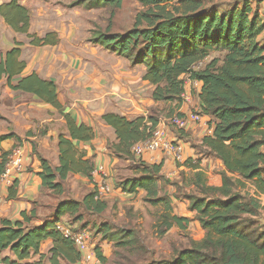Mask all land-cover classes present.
<instances>
[{"label": "trees", "instance_id": "1", "mask_svg": "<svg viewBox=\"0 0 264 264\" xmlns=\"http://www.w3.org/2000/svg\"><path fill=\"white\" fill-rule=\"evenodd\" d=\"M87 1V6L119 8L123 0ZM144 8L136 15L132 27L123 33L98 32L93 41L129 60L143 65V79L152 86L156 102L168 103L166 118L182 116L178 107L183 101L185 80L201 82L199 110L207 115L212 133L197 144L200 156L218 158L224 169L220 185L207 183L198 162H183L193 171H182L171 180L162 172V163H148L137 157L132 147L151 136L157 124L153 115L132 119L107 112L102 119L114 129L115 141L108 142L111 155L132 163V175L115 181V186L128 194L143 190L147 204L159 206L152 228L157 236L176 226L187 228L189 219L173 213L172 197L187 201L194 219L203 229L201 239L188 237L186 245L173 246L170 254H156L142 233L134 227L113 228L107 222L97 233L110 237L117 251L108 260L96 244L94 252L102 264H264V225L258 217L264 209V18L258 3L264 0H231L220 9L212 0H137ZM0 15L17 33H24L32 45H55L58 36L47 32L38 36L29 32V10L17 0L0 5ZM22 42L15 41L10 50L0 54V79L14 91H22L51 105L63 115L66 132L57 136L58 165L39 154L38 175L42 187L54 193L62 191V182L70 173L92 179L93 157L77 147L89 143L94 132L90 126L77 124L69 113L62 112L54 81L32 72L23 75L25 61L21 58ZM212 52L220 56L210 57ZM173 104V105H172ZM151 122V126L146 123ZM180 133V130H176ZM13 134L0 135L2 140ZM16 138H18L16 136ZM9 150L0 146V176L8 161ZM95 189H96V183ZM172 185L174 192L163 190ZM17 179L8 187L9 197L16 194ZM186 189L183 192L180 190ZM178 193L180 195H178ZM96 190L81 200H60L52 217L37 225L30 222L35 208L22 219H4L0 224V252L10 249L15 260L7 256L6 264H76L81 253L73 241L57 229L60 216H72L80 209L101 213L107 203L96 198ZM51 218V219H50ZM79 219V218H77ZM84 228V227H83ZM50 238L47 252L39 251L41 243ZM37 256V257H36ZM36 257L31 261L20 263ZM114 258V257H113Z\"/></svg>", "mask_w": 264, "mask_h": 264}, {"label": "crops", "instance_id": "2", "mask_svg": "<svg viewBox=\"0 0 264 264\" xmlns=\"http://www.w3.org/2000/svg\"><path fill=\"white\" fill-rule=\"evenodd\" d=\"M10 1L0 0V5ZM60 1L17 0L19 4L29 10V32L38 36H43L47 32H55L58 36L57 44H30L26 34L15 32L0 15V54L13 48L15 41L22 42L21 58L26 63L23 75L34 72L43 79L54 81L62 112L69 113L77 124L83 123L93 129L94 137L89 143L78 141L76 144L79 149L86 152V157H93L95 168L101 170L100 174L94 173L91 179L93 183H96L100 179L104 180L102 175L110 174L111 167L118 161V158L111 155L107 148L108 142L115 141L114 129L105 123L102 115L112 112L128 119L148 116L151 107L164 105V103L156 102L152 98V86L143 79L145 70L143 65H131L125 57L117 55L98 43L90 42L87 39L88 32L83 30V27H79L74 19L76 15L60 6ZM258 7L264 18V1L258 3ZM74 13L78 14L79 11L75 10ZM200 88L201 82L188 78L185 80L186 98L178 107L182 116L187 117L191 111L199 108L198 93ZM29 95L25 92L12 90L6 85L4 78L0 79V135L10 133L12 130L18 139L20 138V142L17 143L19 146H15L16 141L13 137L2 140L0 144L3 150L21 148L25 157L23 170L16 175L17 185L14 197H9V186L0 182V224L4 219L21 220V212L25 211L29 214L32 208H35L36 214L30 222L42 223L40 217L42 213L39 210L42 212V210L47 209V205L41 202L42 197L46 195L42 193L43 187L38 175L40 162L36 154L33 153V148L35 147L36 151L46 158L51 165L56 166L58 165L57 136L60 132H66L63 115L61 118H57L61 129V131H57V128L51 127V120L40 111L38 113L34 105H30L31 109L34 108L29 112L26 106L28 101H39L32 94ZM40 105L42 109L49 107L50 112L57 113L56 109L47 103ZM209 120L210 118L204 115L200 122L190 123L188 128L180 133L171 124H168L166 118H158L156 125L165 130L169 140H177L181 144L183 162L187 159L191 163L197 161L205 174L207 183L220 185V172L224 169L222 162L215 157L200 156L195 147L201 142L203 136L209 135ZM42 123H46V126L43 127ZM40 127L42 130H37ZM26 133L29 134L22 137ZM37 133H40L39 137L36 136ZM142 160L148 163H162L163 174L171 180L179 179L182 171L185 175L193 171L183 162H176L172 153L166 150L159 149L146 152L142 155ZM213 167L218 168H216L218 173L212 169ZM70 174L81 179L82 182L87 180L86 177L78 173ZM113 186L114 193L121 198V195L126 197L136 195L125 194L114 183ZM168 187L173 186L169 185ZM174 191L172 190V192ZM137 194L143 195L144 191L139 190ZM172 207L174 214L189 219L187 228L194 224L200 227L194 219V211L188 209L185 199L172 197ZM203 234L204 231L201 228V232L192 235L191 239L199 240ZM101 243H105V240L99 243L95 242L102 247ZM50 245L51 239L48 238L41 243L39 251L41 253L47 252ZM104 248L102 255L109 258L110 253L106 251L107 247ZM170 252L171 250L167 254ZM6 256L10 260L16 259L13 252L7 248L0 252V264H6L2 261L3 257ZM36 257L19 262H28ZM76 264L102 263L96 257L87 263L79 261Z\"/></svg>", "mask_w": 264, "mask_h": 264}, {"label": "rangeland", "instance_id": "3", "mask_svg": "<svg viewBox=\"0 0 264 264\" xmlns=\"http://www.w3.org/2000/svg\"><path fill=\"white\" fill-rule=\"evenodd\" d=\"M76 1L77 0H61L59 5L65 8L68 12L70 11L71 14L73 15L75 14L77 16V17L75 16L74 19L79 24V27H83V30H86L88 32L87 39L92 43H95L93 41V38L98 32L107 31L108 29V31L111 33H123L126 30L130 29L133 23L135 22V18L138 12L144 9L137 0H123L121 6L119 8H114V9L109 6L90 7L86 5L87 1L74 5ZM212 1L215 2L220 9H223L225 8L226 3L230 2L231 0H212ZM254 1L255 0H251L253 5H254ZM75 10H78L79 13L78 14L74 13ZM70 24L73 25V23ZM220 55L221 54L218 52H212L210 57L220 56ZM24 95L27 96L26 94ZM40 104H43V102L41 101L32 102L30 100V102L28 101L26 105L27 110L29 112L30 110H33L34 107L31 109L30 105H34L35 110L38 111V113L40 111V113L44 114V116H46L51 120L50 122L51 127H55L57 128V131H61L59 127V122L57 120V118L62 117L60 112L58 110H56L57 113L50 112L49 107H47V109H42ZM165 108H167L166 103H164V105L151 107L149 114L155 116V118H157L158 121V118H166L168 110ZM168 119L169 118L167 117L166 121L169 124ZM42 125L44 127L46 126V123H42ZM41 128L42 127L37 128V130ZM29 132L34 134L31 130H29ZM10 133L13 134L12 137L15 138L16 141L15 146H19L17 143L20 142L19 141L20 138L19 139L16 138L17 135L14 132H12V130H10ZM28 134L29 133H26L22 137H25ZM39 135L40 133H37L36 136L39 137ZM11 149L12 148H10L9 150L10 152ZM216 168L217 167H213L212 169H215L218 173L217 170L218 168L217 169ZM132 174H133L132 163L126 160L118 159V161H116V163L111 167L110 174L107 173V175H102V178L109 186V190L102 197L104 201H106L107 203L106 209L101 213L87 212L80 209L76 214L72 216H69L68 214H64L60 216L59 221L69 225L74 229L84 227L91 230L92 237H94V242L99 243L105 240V243L103 244L101 243L102 247L99 246V248L101 249L100 251L102 253V249L104 247L105 248L107 247L106 251L110 253L108 258L109 261L115 259V252L118 249L117 247H115L114 242L110 239V237L104 239L100 233H97L98 226L103 222H107L113 228H118V227L136 228L142 233L143 236H145L150 246L154 248V250L156 251V254L160 253L162 255L164 254L166 255L169 250H172L173 246L186 245L188 242V237L191 238L192 235H197L199 234V232H201V227L194 224V225H190L185 230H181L178 227L174 226L169 230L167 234H164L162 236H157L152 228V225L157 218V212L159 211V206H152L150 204H147L142 199L143 195H138L137 193L134 196L129 195L127 197L121 195L122 198L118 194L114 193L113 183L115 184V181H118L121 178L130 176ZM86 178L87 180L82 182L81 179L71 174L68 175L66 180L62 182L63 188L59 194L52 192L46 187H43L42 193L43 195L46 196L42 197L41 202L47 205V209L42 210V212L39 210V212L42 213V215L40 216L42 221L49 217H52L58 201L64 199L81 200L82 197L87 192L91 190H95V184L92 182L91 178L90 179L88 177ZM168 186L167 184H165L162 189L169 193H171L172 190L175 189L176 192H179L177 191V188H175L174 186L173 187H168ZM187 189L188 188L186 189L183 188L180 191L183 192L184 190ZM178 195L180 194L178 193ZM262 203L264 205V197L262 199ZM258 219L260 223L264 225V209L261 211ZM32 225H37V223L33 222Z\"/></svg>", "mask_w": 264, "mask_h": 264}, {"label": "built area", "instance_id": "4", "mask_svg": "<svg viewBox=\"0 0 264 264\" xmlns=\"http://www.w3.org/2000/svg\"><path fill=\"white\" fill-rule=\"evenodd\" d=\"M183 100L186 98L185 92L182 94ZM204 115L200 113L199 108L193 110L186 116H179L177 114H173L169 117V124H171L175 130L185 131L190 123H198L202 120ZM146 117V116H145ZM148 126H151V122L146 123ZM209 134L212 133V127L209 126ZM165 130L161 127L155 125L151 128V136L143 141H140L132 147L133 153L138 157H142V155L146 152L154 151V150H166L171 152L176 162H183L182 156V146L176 141H171L167 138L165 134ZM24 153L21 148H13L9 155L8 161L6 163L5 169L0 176V182L4 183L7 186H10L14 179H16V175L23 170L24 163ZM101 169V167H99ZM98 171V172H97ZM101 170H97L95 168L92 173V177L94 173L100 174ZM96 198L103 199L102 197L109 190L108 184L101 180L96 182ZM57 229L61 231V233L71 239L76 246V248L81 253V261L89 262L96 258L94 247V237H92V231L87 228H72L67 224L62 222L57 223Z\"/></svg>", "mask_w": 264, "mask_h": 264}]
</instances>
